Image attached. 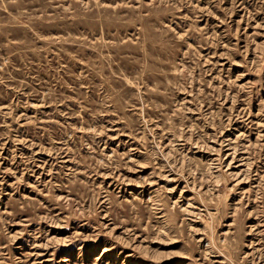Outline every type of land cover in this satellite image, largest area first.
Here are the masks:
<instances>
[{"label":"rangeland","instance_id":"obj_1","mask_svg":"<svg viewBox=\"0 0 264 264\" xmlns=\"http://www.w3.org/2000/svg\"><path fill=\"white\" fill-rule=\"evenodd\" d=\"M0 264H264V0H0Z\"/></svg>","mask_w":264,"mask_h":264}]
</instances>
